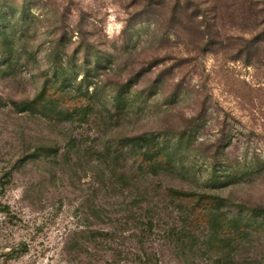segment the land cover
Listing matches in <instances>:
<instances>
[{
    "label": "rangeland",
    "instance_id": "1",
    "mask_svg": "<svg viewBox=\"0 0 264 264\" xmlns=\"http://www.w3.org/2000/svg\"><path fill=\"white\" fill-rule=\"evenodd\" d=\"M0 18L32 52L0 79V264H257L264 230L222 251L166 188L218 197L216 217L238 224L264 206V0H0ZM88 59L105 102L126 85L127 113L69 123L13 105L55 60L74 68L68 92H84ZM151 132L183 137L179 171L134 166L126 137ZM41 145L57 161L25 162Z\"/></svg>",
    "mask_w": 264,
    "mask_h": 264
},
{
    "label": "trees",
    "instance_id": "2",
    "mask_svg": "<svg viewBox=\"0 0 264 264\" xmlns=\"http://www.w3.org/2000/svg\"><path fill=\"white\" fill-rule=\"evenodd\" d=\"M2 20L4 19L0 18V21ZM3 25L0 27V79L16 77L19 73L21 61H25L27 57H32V52L29 51L26 45L22 43L18 45V42H20L17 37L19 28L13 26L9 30L7 26ZM65 64L63 61L58 60L53 62L52 77L46 78L40 91L31 100L22 103L12 102L19 112H26L49 120L69 123L75 121L87 123L91 117L99 118L103 115L104 108H106V112L111 117L122 116L127 113L126 99L124 98L126 91L124 88L126 85L122 86V89L111 97V102H105L98 93V84L87 80L89 74L93 72V68L101 65L99 60L94 63V66L92 60L90 61L89 59L83 64L86 71L82 78L84 80L79 84H84L86 80L87 84L85 85L84 92H74V94L68 92L69 86L72 83V71L74 68H71L69 64ZM90 85H94V89L91 91L89 89ZM161 135L173 138L176 142H163L160 139ZM126 139L135 150L137 149L134 166L143 174L157 177L160 175H170L180 170V163L175 159L179 143L183 140L182 136L169 132H163L162 134L161 132H151L127 136ZM60 155L61 150L58 146L41 145L37 147L31 158H25L24 161L27 162L28 159L44 156L53 157V161L55 162ZM111 157L110 162L112 164L113 162L116 163V159H119L118 155H111ZM6 177L8 180H6L5 184L10 183L12 179L11 173H7ZM166 194L179 200L181 205L192 203L191 208L195 212L199 211L200 215L206 219L208 227L212 231L214 230L213 237L222 251L226 248L228 249L233 244L241 242L242 249H249L246 246L251 244L255 235L264 230V206L262 205L250 208L248 217H242V224H238L235 221L216 217L217 215L212 208H217L218 197L175 187H167ZM9 211V205L0 201V212ZM218 222L221 224L218 225ZM253 262L264 264V256L260 259H254ZM253 262L251 261L250 263ZM155 264L160 263L156 262Z\"/></svg>",
    "mask_w": 264,
    "mask_h": 264
}]
</instances>
